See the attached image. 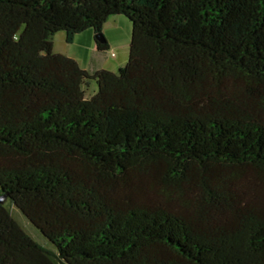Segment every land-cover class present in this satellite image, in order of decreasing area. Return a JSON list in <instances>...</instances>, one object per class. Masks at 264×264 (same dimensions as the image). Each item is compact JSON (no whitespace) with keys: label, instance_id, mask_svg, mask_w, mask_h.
<instances>
[{"label":"trees","instance_id":"16d2710c","mask_svg":"<svg viewBox=\"0 0 264 264\" xmlns=\"http://www.w3.org/2000/svg\"><path fill=\"white\" fill-rule=\"evenodd\" d=\"M0 264H264V0H0Z\"/></svg>","mask_w":264,"mask_h":264},{"label":"rangeland","instance_id":"374dc122","mask_svg":"<svg viewBox=\"0 0 264 264\" xmlns=\"http://www.w3.org/2000/svg\"><path fill=\"white\" fill-rule=\"evenodd\" d=\"M118 19L120 20H117L116 22L113 23L110 22L102 29V35L106 41L107 39H109L110 41H113L115 39V41H117V43H119V45L121 46L120 50H118L117 52L111 47L110 49L107 50L106 66L107 68H112L113 72H117L118 68L123 67L127 63L128 55H129L128 53H129L130 36H131V24L129 20L124 17H119ZM86 37L87 34L85 33L78 36L77 38H79L81 42H85L84 39ZM53 44H54V51L57 52H65L69 48H72L76 52L79 50L77 42L73 45H69V46L66 45L65 37L63 33L57 34L54 37ZM83 48L85 49V45H83ZM112 53L114 54L113 56H111ZM83 54L86 59L88 58L90 59L89 51L84 50ZM18 216H19L18 219L26 226L27 225L26 220L20 214Z\"/></svg>","mask_w":264,"mask_h":264},{"label":"crops","instance_id":"0c3cea01","mask_svg":"<svg viewBox=\"0 0 264 264\" xmlns=\"http://www.w3.org/2000/svg\"><path fill=\"white\" fill-rule=\"evenodd\" d=\"M117 20H120V19L114 18V19H112V21H108L104 26H106L110 22L111 23L116 22ZM85 33L87 34V37L84 39L85 42H81L79 40V38H77V37L82 35V34H85ZM92 39H93V41H92ZM107 41L106 42L108 44V49H110V47H111L116 52L118 50H120L121 46L119 45V43H117V41H115V39L113 41H110L109 39H107ZM76 42H77V45L79 47V50L77 52L74 51L72 48H69L65 52L54 51V44H53L52 50L54 53L61 54V55H64L68 58L75 60L84 71H86L90 74H92L96 71H99V70H107V69H108V71L113 72L112 68H107V66H106L107 65V61H106L107 52L100 53V52H97L95 50V36H94V33L92 31H85L79 35H76L73 42L70 44H67L66 42L65 43L67 46H69V45L75 44ZM82 43H85V44H82ZM83 45H85V49L83 48ZM82 49L90 52V59L85 58V56L83 54L84 50H82ZM113 55L114 54L112 53L111 56H113Z\"/></svg>","mask_w":264,"mask_h":264},{"label":"water","instance_id":"95a60500","mask_svg":"<svg viewBox=\"0 0 264 264\" xmlns=\"http://www.w3.org/2000/svg\"><path fill=\"white\" fill-rule=\"evenodd\" d=\"M103 35L102 36H96V39L98 40V41H101V42H103Z\"/></svg>","mask_w":264,"mask_h":264}]
</instances>
